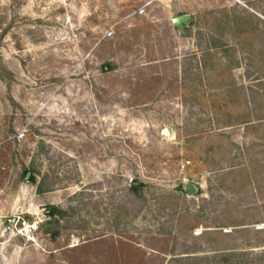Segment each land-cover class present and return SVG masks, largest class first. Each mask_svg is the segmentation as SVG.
<instances>
[{
    "label": "rangeland",
    "instance_id": "obj_1",
    "mask_svg": "<svg viewBox=\"0 0 264 264\" xmlns=\"http://www.w3.org/2000/svg\"><path fill=\"white\" fill-rule=\"evenodd\" d=\"M222 251L264 252V0H0V264Z\"/></svg>",
    "mask_w": 264,
    "mask_h": 264
},
{
    "label": "trees",
    "instance_id": "obj_2",
    "mask_svg": "<svg viewBox=\"0 0 264 264\" xmlns=\"http://www.w3.org/2000/svg\"><path fill=\"white\" fill-rule=\"evenodd\" d=\"M209 52V51H208ZM208 53H206L205 55H207ZM31 178H33L31 176ZM143 186V183L141 181H137L136 179L135 180H132V183L130 184V189H132L135 193H139L141 192V188ZM48 213H50L51 215H55L56 213L60 214L61 211L57 208V207H50L49 208V211ZM205 233H202V235H204ZM235 255L234 251H227V252H217L215 253V255L213 256L214 259L217 258L218 262H221L222 264H230L231 260H230V257ZM262 255H264V252L260 253L258 256H257V259L250 262V263H247V264H261V260H262ZM205 255H194V256H179V255H175L172 259L176 262H183V261H191V263H194V264H201L202 260L205 259L204 257ZM216 263V264H217ZM238 264V263H236ZM240 264H244V263H240ZM246 264V262H245Z\"/></svg>",
    "mask_w": 264,
    "mask_h": 264
},
{
    "label": "water",
    "instance_id": "obj_3",
    "mask_svg": "<svg viewBox=\"0 0 264 264\" xmlns=\"http://www.w3.org/2000/svg\"><path fill=\"white\" fill-rule=\"evenodd\" d=\"M189 17L186 16V15H183V16H177V17H174L172 18V23L174 25H176L177 27L181 28L183 24H185L187 21H188ZM185 187H186V191L189 195L193 194L195 192V187L194 185L186 180L185 181Z\"/></svg>",
    "mask_w": 264,
    "mask_h": 264
},
{
    "label": "built area",
    "instance_id": "obj_4",
    "mask_svg": "<svg viewBox=\"0 0 264 264\" xmlns=\"http://www.w3.org/2000/svg\"><path fill=\"white\" fill-rule=\"evenodd\" d=\"M143 10L140 8L137 10L138 13H141Z\"/></svg>",
    "mask_w": 264,
    "mask_h": 264
}]
</instances>
